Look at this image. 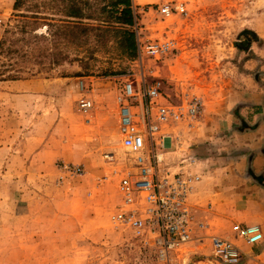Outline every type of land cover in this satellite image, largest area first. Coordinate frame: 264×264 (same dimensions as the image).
I'll use <instances>...</instances> for the list:
<instances>
[{
    "label": "rangeland",
    "instance_id": "rangeland-1",
    "mask_svg": "<svg viewBox=\"0 0 264 264\" xmlns=\"http://www.w3.org/2000/svg\"><path fill=\"white\" fill-rule=\"evenodd\" d=\"M176 1L187 2V15L163 18L157 8ZM132 2L138 14L136 44L138 38L176 41L177 48L163 58L143 56L146 79L158 81L172 103L187 94L201 98V113L184 132L186 138L203 133L202 141L209 143L218 127L226 125L216 113L237 109L229 108V95L249 88L245 77L259 75L263 0ZM13 3L0 0V37L13 18ZM38 30L45 32V27ZM57 48L67 58L48 70L34 65L35 75L21 80L27 83L24 88L0 81V132L11 133L13 147L21 142L11 152L22 156L0 165V264H161L154 246L109 222L118 202L116 171L130 164L116 132V95L121 81L141 67L138 49L133 56L118 36L97 31ZM80 80L94 101L90 123L77 109ZM41 148L37 163L32 157ZM68 152L77 158L69 159ZM106 153L114 158H105ZM60 161L83 165V174L59 179ZM210 224L215 232L227 228L218 219ZM179 257L172 264H225L195 243Z\"/></svg>",
    "mask_w": 264,
    "mask_h": 264
},
{
    "label": "built area",
    "instance_id": "built-area-1",
    "mask_svg": "<svg viewBox=\"0 0 264 264\" xmlns=\"http://www.w3.org/2000/svg\"><path fill=\"white\" fill-rule=\"evenodd\" d=\"M264 2V0H263ZM187 2H164L158 8L163 18L187 15ZM176 47L173 38L137 39L141 67L121 81L116 95V132L130 164L117 172L118 202L109 215L115 228L131 232L155 248L161 264H172L189 244L208 247L214 259L225 264H239L244 252L241 244L254 245L262 239L259 225L233 226L234 238L212 230L206 217L198 215L191 202L201 179L198 161L191 152L190 138L184 128L201 113L202 100L196 95L170 102L159 82L147 80L143 56L160 59ZM156 76L152 71L148 72ZM77 109L85 122L94 116V101L88 85L79 81ZM105 158H114L106 153ZM59 179L83 174L81 164L60 161Z\"/></svg>",
    "mask_w": 264,
    "mask_h": 264
},
{
    "label": "crops",
    "instance_id": "crops-1",
    "mask_svg": "<svg viewBox=\"0 0 264 264\" xmlns=\"http://www.w3.org/2000/svg\"><path fill=\"white\" fill-rule=\"evenodd\" d=\"M262 58L259 69H256L259 75H254L253 79L251 76L245 77L249 81V88L237 90L227 98L232 103L229 108H237L231 110L233 114L226 111H222L223 114L219 111L216 113L215 117L226 119L223 121L226 125L218 127L209 143L202 141L203 133H196L188 142L191 152L197 153V171L201 175L191 198L196 213L210 222L217 219L224 221L227 228L216 232L229 238H234L235 224H257L262 230L259 242L251 246L241 244L244 256L239 264H264V57ZM8 82H14L12 84L16 89H22L27 84L21 80ZM239 123L245 127L237 128ZM10 136L11 133L0 132V165L8 166V161L12 158H22L20 153L11 152L19 150L17 147L21 142L13 147ZM204 148L207 150H203ZM42 149L37 150L32 157L37 163L42 159ZM64 154L69 159L77 158L69 152ZM213 229L215 231L214 227ZM255 249H260V252L256 253Z\"/></svg>",
    "mask_w": 264,
    "mask_h": 264
},
{
    "label": "trees",
    "instance_id": "trees-1",
    "mask_svg": "<svg viewBox=\"0 0 264 264\" xmlns=\"http://www.w3.org/2000/svg\"><path fill=\"white\" fill-rule=\"evenodd\" d=\"M13 10L0 37V81L28 79L34 65L41 71L59 65L67 53L57 46L91 31L118 36L122 48L136 54L132 0H14Z\"/></svg>",
    "mask_w": 264,
    "mask_h": 264
}]
</instances>
